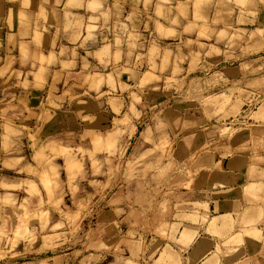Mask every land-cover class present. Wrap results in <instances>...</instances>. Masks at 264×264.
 Returning <instances> with one entry per match:
<instances>
[{"label": "rangeland", "instance_id": "rangeland-1", "mask_svg": "<svg viewBox=\"0 0 264 264\" xmlns=\"http://www.w3.org/2000/svg\"><path fill=\"white\" fill-rule=\"evenodd\" d=\"M18 3L0 20V264H123L108 240L185 223L264 264V0ZM49 33L99 65L50 82Z\"/></svg>", "mask_w": 264, "mask_h": 264}, {"label": "crops", "instance_id": "crops-1", "mask_svg": "<svg viewBox=\"0 0 264 264\" xmlns=\"http://www.w3.org/2000/svg\"><path fill=\"white\" fill-rule=\"evenodd\" d=\"M18 4V0H0V20L3 17L5 21L9 20L14 24L17 21ZM3 7L5 8L4 11H2ZM2 31L3 27L0 26L1 38ZM6 35L8 37H13L7 39L9 45L11 44L10 40H16V32L6 33ZM74 35L76 36V32ZM72 37V33H61L57 39L54 38L52 33H49L48 40L44 43L43 55L44 57L46 56L45 59H50L48 58L49 55H56L55 61L50 62L48 60L49 62L42 66V69L49 71L47 79L50 82L54 72H65L67 66H71L74 70L78 71L82 70L84 66L94 68L99 65L98 59L93 56L97 54V50H93L95 47L93 43L84 40V37H77L75 40H72ZM13 49V46H8L7 44L3 46L0 44V56L2 55L4 60L6 57H11ZM87 52L92 56H87ZM81 54H84L86 59H83ZM3 59L0 57V69L4 65ZM104 60H106V63H109V59L107 60L105 58L103 61ZM6 68L11 71L23 69V67H16L15 65H7ZM48 85H50V83H48ZM55 85L59 86L57 83ZM175 225L179 227L178 223ZM180 229L186 231L185 234L180 233L182 239H154L145 241L133 238L118 241L108 240L106 244L108 246H115L116 243L117 246H121L122 252H125L123 264H230L237 258L238 254L232 259L229 255L226 256V254L213 251V245L209 237L203 236L196 240L193 239V237L188 238L189 234L193 232V224L185 223ZM233 242L235 248L237 245H243V240L240 241L234 238L228 246H233ZM145 246H152V251L146 250ZM149 253H151L150 258H147ZM250 257L252 258V256Z\"/></svg>", "mask_w": 264, "mask_h": 264}]
</instances>
